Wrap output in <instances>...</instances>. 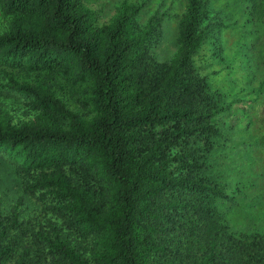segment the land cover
Masks as SVG:
<instances>
[{"label":"trees","instance_id":"obj_1","mask_svg":"<svg viewBox=\"0 0 264 264\" xmlns=\"http://www.w3.org/2000/svg\"><path fill=\"white\" fill-rule=\"evenodd\" d=\"M141 8L98 25L84 0H0V87L34 113L0 106V264H264L246 187L211 162L230 104L194 58L221 26L186 0L159 62Z\"/></svg>","mask_w":264,"mask_h":264},{"label":"rangeland","instance_id":"obj_2","mask_svg":"<svg viewBox=\"0 0 264 264\" xmlns=\"http://www.w3.org/2000/svg\"><path fill=\"white\" fill-rule=\"evenodd\" d=\"M123 1L142 6L136 18L140 27L149 21L159 22L151 55L159 62H168L178 48V22L186 0H84V4L95 13L96 23L103 25ZM205 2L208 24L220 25L221 29L198 51L194 62L211 89L230 104L220 116L222 148L211 162H217L221 166L218 169L226 168L223 175L230 189L246 187L242 206L250 205L248 209L256 212V216L252 212L256 218L252 223L243 221L244 229L264 232V0ZM3 28L0 15V31ZM0 106L10 111L16 124L34 116L25 98L4 87H0ZM7 170V161L0 160L3 186L14 175ZM233 209L229 216L239 222L245 212Z\"/></svg>","mask_w":264,"mask_h":264}]
</instances>
